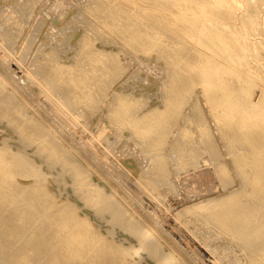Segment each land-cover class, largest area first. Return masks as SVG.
Here are the masks:
<instances>
[{
  "label": "bare ground",
  "instance_id": "bare-ground-1",
  "mask_svg": "<svg viewBox=\"0 0 264 264\" xmlns=\"http://www.w3.org/2000/svg\"><path fill=\"white\" fill-rule=\"evenodd\" d=\"M78 1L71 20V23L74 21L73 26H75L72 33L68 34L69 31H65L66 34L63 33L64 30H68L67 24L64 25L65 29L61 27L56 30L55 26L54 31H57L55 33L61 35V38L54 39V36L51 37L54 32L53 29L51 30V25L52 32L48 34L49 29L48 33L46 32V39L49 38V40H44L46 42L40 44V49L37 50L38 56H35L36 58L33 56L36 61L34 58L30 59L34 64L29 65L32 66L30 69L32 73L28 71L34 76L28 78L34 77V83L38 81L42 85L44 89L42 93L46 92L44 93L47 96L43 95L51 102V105L59 102L57 106L60 113H63L62 117L64 115L67 117V111L69 114L71 112L73 115L71 119L76 118L81 122L78 121L84 128V131H81L89 134L90 140L93 135L92 140L96 137L98 144L102 143L109 151L117 150L116 152L121 153L127 149V156L137 155L139 170L136 175L141 181L142 188L145 191L149 190L162 203L165 202L162 191L164 189L171 191L167 184L171 175L196 167L202 162L212 163L218 173L222 195L215 201L213 199L200 201L192 208L177 211V217L185 228L187 227L205 242L206 245L203 246L207 247L205 250L211 253L210 256L214 257L216 264H264V91L260 98L253 96V92L261 91V86L264 87V76L258 73L256 62L246 59V56H242V52L239 53L240 50L238 51L237 48L238 53L229 48L233 49L236 43L245 47L247 45L245 41H249L253 46L248 37L251 38L254 33L249 35L251 33L249 32L248 40L244 41H242L243 32L239 39L235 34L238 42L235 40L236 42L231 46L229 40L224 39L223 29L229 15L228 9L231 8H224L225 12L223 11L222 16L216 12L230 0H201L198 3L199 10L192 11L191 6L190 13L184 8V13L180 10V14L173 7L177 0H88L87 4L81 3V0ZM251 1L248 0V6L242 10L244 13L242 16L244 23L249 22L248 31L253 32L256 29L259 30L257 25L263 23L259 20L264 14L262 15L263 12L259 11L261 15H258L259 20L256 21L259 6L256 7ZM262 2L264 3V0ZM262 2L258 4L261 5ZM13 4L18 10L20 9L19 12L22 13L20 16H23L25 22L26 18L31 20L30 23L26 22L32 25L30 37L28 36L27 39L24 35L22 36L25 31L23 29L24 33H22L20 29L22 27L19 28L21 21L18 22L17 28V31H20L19 34H16V31L10 33L9 29H5L11 25L13 27L11 28L15 30V19L9 17L5 18L7 21L4 20L2 1L0 20L2 19V24L5 21L10 25L7 26L4 23L6 27L3 26L4 30L0 31V42L8 50H13L18 60H22L24 56H28V50L38 37L35 32L40 31L43 22L40 19L36 20L39 10L36 7V0H14ZM180 4L176 5L180 6ZM263 5V10L261 8L259 10L264 11ZM232 6L235 7V5ZM237 7L240 8V6ZM41 8L43 7L40 6ZM239 8L238 12H240ZM232 9L234 12V8ZM235 13L238 14L237 11ZM77 20L82 24L78 25ZM233 20L237 21L234 17ZM15 22L16 25L17 21ZM240 22L242 23L239 20L235 22L236 28L241 26L238 24ZM1 23L0 26H2ZM230 23L232 25L233 22ZM220 24L222 27H218ZM233 29L231 30L239 31L240 28ZM75 34L79 35L73 43L75 46L70 45ZM21 36L24 39L19 43ZM58 41L59 44H57ZM250 43L248 47H251ZM258 47L255 50L260 48ZM213 50L218 51L221 61L232 69L235 73L234 78H225L221 69L214 71L215 68L210 59ZM68 52L72 54L69 55ZM246 52L243 55H247ZM250 52L252 51H249V55ZM150 53L155 55L152 57H156L170 69L167 71L165 82L164 80L163 84L160 82L161 95L159 94L158 97L160 103H164L163 111L159 112L158 118V125H160L158 131L163 128V132L156 134L154 140L147 141L145 135L153 131L149 130L146 123L147 114L140 118L135 117V114H140L143 104L140 106L136 99L137 91L134 85H131L133 90L118 85L122 84L119 82L120 77L132 73L134 79L136 78L134 75L139 73L138 69H136L138 72L129 69L131 66L125 68L130 58L134 59L137 55ZM262 54H264V45L257 51V55ZM125 57L127 59L123 60ZM147 57L144 58L147 60ZM243 64L248 65L247 68L243 66L244 69H241ZM26 73H28L27 70ZM216 80L219 82L214 84ZM127 82L129 83V80ZM3 83L0 80V100L8 107V112H4V116L10 117L14 113L17 118L13 119L14 114L6 122L1 121L3 119L1 118L0 133L23 138L30 152L36 155L48 152L50 160L59 164V167L53 168V171L58 169L66 171L64 177L53 176L49 186L44 173L41 172L39 175L41 179L37 192L40 198H43L47 190L45 185L47 188L52 185L56 191V198L60 202L54 205V198L50 193L48 199L45 198L47 203L50 201L47 207L40 202L39 210H37L40 221L36 233L30 236L28 244V251L33 255V258L29 260L35 264H76L80 261H82L81 264H188L186 259L182 258L183 255L179 258L173 249L171 251L166 247L168 244L166 245L163 242L164 239L155 231L153 223L141 220L142 218L139 217L141 214L139 215L137 209L133 208L134 203H130L117 191V188L122 185L119 176L107 170L109 172L105 177L86 160L83 161L84 166L82 164L83 170H77L72 163L69 164L68 158L72 156L68 150L74 154L75 152L69 149L70 146L65 141H62L56 130H51L50 126H46V123L38 116L41 126L47 131L46 136L39 131V127L33 126L32 122H25V115H20L18 111H11L14 109L11 96L16 97L15 92L9 90L10 86L8 89L4 87L5 83ZM37 84L35 83L33 88ZM204 85L213 86H208V89L206 86L204 90L201 88ZM40 87H36L38 93H41ZM158 92L157 89V94ZM192 92H195L193 96L197 94L194 98L196 97L198 101L203 98L207 101L203 99L200 105L193 103L190 105L191 110L188 113L191 116L186 114L189 118L183 117L189 119V122L182 118L186 125L184 122L183 126L180 124V130L175 131L177 135L172 134L176 137L175 142L172 141L171 143H174L168 146V140L163 136L167 130L166 124L170 125L178 120L175 116L181 111H179L180 106H186L187 100L190 101L189 98L192 96L190 95L189 98L187 96ZM154 93H149L151 97L148 99L153 98ZM9 98L11 100H8ZM56 101L58 102L55 103ZM25 103L28 104V102ZM96 116L98 120L94 121ZM173 119L175 120L170 123ZM178 122L174 124L179 125ZM201 130L206 131L208 135ZM126 138H129V141L126 142L125 147L122 140ZM19 150L26 149L19 146ZM159 150L163 152L152 154ZM124 152L121 155H124ZM116 155L118 156L117 153ZM11 160L5 157L4 145L0 144V170H3V177L0 176L2 178H0V204L3 202L4 207L13 205L12 197L16 195L17 179L21 172L31 170L28 161L22 158L14 162ZM82 173L85 174L83 178ZM73 174H79V176ZM75 186H80V190L75 189ZM162 187H164L163 190ZM141 204L140 198L139 202L135 199L136 206ZM53 206L54 208L49 210ZM14 218L7 224L22 225L25 222L24 214L21 212H17ZM19 229L23 230V228H16L17 234H20Z\"/></svg>",
  "mask_w": 264,
  "mask_h": 264
},
{
  "label": "rangeland",
  "instance_id": "rangeland-1",
  "mask_svg": "<svg viewBox=\"0 0 264 264\" xmlns=\"http://www.w3.org/2000/svg\"><path fill=\"white\" fill-rule=\"evenodd\" d=\"M2 1L4 4L3 5L4 6L3 12L5 15L4 20L7 21L5 18H9V17L15 19L14 20L15 30L12 29L13 27L8 22L4 21L2 24L1 23L2 19H1L0 23L2 24V26H0V31L3 29V26L5 28L6 27L5 25L8 26V24H9L10 27L8 26L9 28L7 27L5 29H7V30L9 29L10 33L11 32L15 33V31H16V34L17 33L19 34L20 31H17V28H18V25L20 24L19 28L22 27V28H20V29H22L21 30L22 33H24V31H25V34H22V36L24 35L25 37L24 36L23 37L28 39L30 37L29 33L32 29V25L30 26L27 23H30L31 20H29V19L27 20V18H26L27 23L25 22V20H23V18H22L23 16H20L22 14L21 12H19L20 9L18 10V8H16V5L13 4L14 0L13 1L12 0H0V7H3ZM77 1L78 0H76V1L75 0H36V3H37L36 7L39 9L36 20L40 19L43 23L41 24V27L39 29L40 31L38 30L39 32H37V33L35 32V34L38 35L36 40H34L36 43L33 42L34 44L31 46L32 48L30 47V49L28 50V52H29V54H27L28 56H26V57L24 56V58L22 60L21 59L18 60V57L15 56L16 55L15 52L13 50H10V49L8 50V48L5 45H3V43L0 42V80L2 83L3 82L5 83V84L4 83L3 84H4V87L6 86L7 89L10 86L11 88H9V90L10 91L13 90V93L15 92V96H16V97L11 96L12 100L10 98L8 99V100H11L13 102V105H14V109H11V111H18V112H20V115H25L26 118L24 119V121L25 122H32L33 126L39 127V129H40L39 131H42V134L44 136L47 135V131H46V129H44L41 126L37 116L43 122L46 123V126L47 125H48V127L50 126L49 128L51 130H53V131L56 130L57 133L61 136L62 141H65L70 146V148L69 147L68 148L75 152L76 155L67 149L68 153L72 156V157L68 158L69 164L72 163L73 166H75L77 170H80V169L83 170V166H84L83 161L86 160L87 162L92 164V166L95 167L96 170L97 169L99 170V172L97 170L98 173H103L105 175V177L110 170H111L110 172H112L115 176H117V177L119 176L118 178H120L122 180V185L117 188V191L119 193L123 194L124 197L130 203H132V204L134 203L133 208H134V210L137 209L136 211L138 212L139 215L141 214L139 216L142 218V219L140 218L141 220H143V221L147 220V221H149V223H151V224L153 223L152 225H154L155 231L158 232L160 234L161 238L164 239L163 242L166 245L168 244L166 247L171 251L173 249L179 258H181V256L183 255L182 258L186 259L188 264H198L201 262L203 264H213V263L216 264L214 262V257L210 256L211 253L208 252L207 250H205V249H207L206 246H203V245H206L205 242L202 241V239H200V237H198L195 233L189 231V229L187 227L185 228L184 224H182L180 222V219L176 215L177 211H180L182 209L192 208L194 206V204L197 205L200 201H208V200H212V199L215 201L222 195V189L220 186L221 184H220V181L218 180V173L214 169V165L212 163L202 162L200 165H198L196 167L188 168L186 170H182L180 172H177V173L171 175L169 177L168 183H167L168 186H170L168 188H170L171 191L164 189V187H162V190L164 189L165 192H164V190L163 191L161 190L163 193L164 201H165L164 203H162L149 190L145 191L142 188L141 181L138 179V177L136 175V172L139 170L138 169L139 165H138V161L136 158L137 155L132 154V155L127 156V153H126L127 149H126V150H124L125 152L123 151L124 155H121V153L123 154V152L120 153V152H116L117 150H115L114 152H116L118 154V156H117L116 153H114L113 151H109L107 149V147H105L102 143L98 144V142H97L98 140L96 137L94 138L95 140H92L93 135H91L92 139L90 140L89 134L81 131L84 128L82 125L79 124V123H81L79 120H77L74 117L76 120L72 118L73 121L71 122V120H72L71 116L73 117L71 112L69 114V111L66 112V110L64 108L63 110H65V112L68 115H67V117L65 115H64V117H62L63 113L62 114L60 113L61 111H59L60 109H58V106H57L59 104V102L56 101L55 103L58 102L57 104L53 103L51 105V102H49L48 99H46V97H45V96H47L45 94L46 92L44 91L45 93L44 92L42 93V91L44 89L38 81L37 82L35 81L36 84L38 83L37 84L38 86L36 85L33 88V86L35 84L33 79H35V78L32 77V79L30 78L31 80L28 78V77L34 76V75L30 74V73H32L30 71L32 66H29V65L34 64V63H31V60L35 56L36 57L38 56L37 50L40 49V44L49 40V38L46 39V37H47L46 32L48 33V31L51 28V25H52L51 30L53 29L52 31H54L55 26L57 27V28L55 27L56 30H58V28H61V27L64 28V25L66 26V24H67L66 29H68V30H64L63 33L66 34V32H68V31H69L68 34L72 33V30L74 29L73 27H75V26H73L74 21L71 23V20H72V15L75 12V6H77L76 5ZM87 1L88 0H86V1L81 0L80 2L81 3L83 2V4H87L88 3ZM177 1L175 2V4H173L174 5L173 7H174L175 11H177V13L179 11V14H180V10L182 12V10L184 8L186 11L188 10L189 13L191 12V10L192 11L199 10L200 5L198 3L201 0H192V1H188V2H186L184 0H179L181 2H179V1L177 2ZM233 1L234 0H232V1L230 0L229 3L226 2L225 5L222 6L221 9H219V11L217 10V12H216L219 14V16H222L224 8L225 9H227L229 7L231 8L230 10L228 9V11H229L228 13L226 12L227 14H229L227 17L228 18L227 23L229 20H231V18H232L231 21L233 23H232V25L230 23L231 21L228 23L229 25L226 23V26L228 25L227 28L224 25L225 29H223V31H224L223 35L224 34L225 35L223 37L227 41L229 40V45L231 46L233 43H235L237 41V38H235L236 35L239 39V38H241V35L243 34L242 41H244L245 39L248 40L247 37L249 35H251L252 33H254L255 35L252 34L251 38H250V36L248 37L249 40L252 41L253 46L248 41L251 45V47H248L249 43L247 41H245V43H247V45L245 47L240 45V43H236L238 45L237 46H236V44L233 45V47H234V48L232 47L233 49H231V47H229V48H230V50L234 51L235 53H238V51L240 50L239 53L242 52L241 53L242 56H244V57L246 56L245 58L248 59L249 61L253 60L252 62H254V63L256 62L258 64V69H257L258 73H260L261 75L264 76V56H263L264 54H262L260 56L257 55V51L262 47V45H264V16H261L263 18V21H262L261 17H260L261 20H259V18H258V15L264 14V11L259 10V8H261L263 10L262 5L264 3L262 2V0H257V1H261L263 3L260 5L258 3H261V2H257V1L255 2V1L250 0L252 3H254V5L256 7L259 6V8H257V10H258L257 12H259V11L263 12L261 14H260V12L258 14H256L257 15L256 21L259 20L260 22H263V23H259L261 25L258 26L257 25L258 22H257L256 25H257V27H259V30L256 29L252 32L250 30L248 31L247 25L249 24V22L247 24L244 23V19L242 16L244 14L242 10H244L248 6V0H235V2H233ZM236 2H237V4H236ZM140 3H142V2H140ZM177 3L178 4L181 3L180 6L176 5ZM255 3H257V5ZM187 5H190V6H187ZM232 5H235L236 8ZM236 5L240 6V8L237 7ZM40 6L43 8L40 9ZM177 6H178V9H177ZM36 7H35V9H36ZM189 7H191L190 8L191 10L189 9ZM241 7H242V9H241ZM263 7H264V5H263ZM171 8H172V4H171ZM222 8H223V10H222ZM232 8H234V10H235L234 12H233ZM238 8L240 9L239 11L241 12V14H240V12H238ZM220 10H222V11L220 12ZM186 11H185V13H188ZM236 11L238 14L235 13ZM161 12H163V9H161ZM183 13H184V10H183ZM230 13H232V14L234 13V15H232ZM237 16H238V19H237ZM233 17L237 21L233 20ZM16 18H18V20ZM13 19H12V21H13ZM238 20L242 21V23H243L242 24L240 22L238 24H241V26L243 25L247 28H245V27L242 28L240 25H239L240 29L238 27L236 28L235 22H238ZM15 21H17L16 25H15V23H16ZM22 21L25 24V26L22 23ZM18 22H20V23L18 24ZM78 22H79V23H77L78 25L82 24L80 21H78ZM4 23H5V25H4ZM215 23H216V21H215ZM26 24L29 26H27ZM68 24H70V25L68 26ZM238 24H237V26H238ZM22 25L26 28H24ZM230 25L232 27H230ZM220 26H221V24L218 25V27H220ZM260 26L262 28H260ZM28 27H30V28L28 29ZM10 28H11V30H10ZM233 28L239 29V31H237V30L232 31V30H234ZM241 28H242V30H241ZM23 29H24V31H23ZM27 29H28V31H27ZM228 29H230V31L233 33H231ZM51 30L48 34H50L52 32ZM244 30H245V32H244ZM26 31H27V33H26ZM255 31L256 32L258 31V32L255 33ZM55 32H57V31L52 32V34ZM249 32H251V33H249ZM248 33H249V35H248ZM52 34H51V37L54 36L53 37L54 39L57 37H58V39L61 38L60 37L61 35L59 36L57 33H55L54 35H52ZM238 35H240V36H238ZM22 36L18 40L19 43H21L22 39H24ZM66 36H68V35H66ZM77 36H79V35L77 34ZM77 36L75 34L74 39H72L73 42L71 41V43L70 42H68V43H70V45L75 43L74 41L77 40V38H78ZM228 36L230 39L227 38ZM232 36H234V39H232L233 38ZM244 37H246V38H244ZM253 37L254 38L257 37V38H255V42H254ZM58 39H56V41ZM14 40H16V39L14 38ZM40 40H41V42H40ZM44 40H46V41H44ZM59 43L60 42L58 41L57 44H59ZM245 43H244V45H245ZM256 43L258 45L260 44L259 45L260 48L258 47V45ZM73 45L75 46V44H73ZM255 45L259 48L258 50H255V49H257V47ZM67 46H65V47H67ZM16 47H18V45ZM242 47L244 49H247V48H252V49L245 50V52L247 51L246 52L247 55L246 54L243 55V53H245V52L243 51L244 49H242ZM236 48L238 49V51ZM248 50L252 51V52H250L251 56L249 55ZM65 52H67V50ZM70 53H69V55L72 54V53L71 54ZM143 55H137L134 59L130 58V60L127 62L128 64L127 63L125 64V65H127V66H125V68H127V67L129 68L131 66V68H129V69L136 71V72L139 71L138 74L134 75V77H136V78H134L135 80L133 79L132 73L128 74V72H127L128 76L131 79H129V77L126 75L120 77L119 82L122 84H119L118 86L119 87L122 86L123 88L129 87L128 90H131V89L133 90L134 88L136 89V91H137V98L136 99L139 101L140 106L142 104H143V106L141 108L140 114H135V117L140 118V117L146 116V114L148 115V118H147L148 121L146 123L149 126V130H151L153 132L147 133L145 136L148 139L147 141H150V140L155 139V137L157 136L156 134H161L163 132V128L158 131V129L160 128V125H158L159 124L158 118L160 116L159 112L163 111L164 103H160V99H158V97L161 95L160 89H161L162 84L165 82V79L167 78L166 77L167 71L170 69V67H168V66L166 67L161 61L157 60L156 57H152L154 54H151V53L147 54L149 58L147 57V55H145V54H143ZM144 57H147V60ZM249 57L251 59H249ZM26 58H27V60H26ZM35 58H34V60H35ZM140 58L142 60H139ZM126 59H127V57H125V59H123V60H126ZM210 59H211V64L215 68L214 71L221 69L223 75L226 76L225 78H227V79H232L235 77V73L232 72V69H230L228 66H225L226 63L221 61V58L219 56L218 51L213 50L211 52ZM246 59H244L245 60L244 62H246ZM123 60H122V62H125ZM133 60H135V61H133ZM25 61H27V62H25ZM23 62H25V64H23ZM243 66H245L244 68H247L248 65L246 66L243 64L241 66L242 67L241 69H244ZM26 67H28V68H26ZM165 67H166V69H165ZM136 69H138V71ZM26 70L28 73H26ZM28 70L30 71V73ZM142 79H144V80H142ZM126 80L127 81L129 80L130 84ZM131 80H132V82L133 81H135V82L132 84ZM163 80H164V82H162ZM30 82L33 84H31ZM218 82L219 81L216 80L214 84H217ZM126 83H127V85H126ZM128 84L130 86H128ZM149 84H150V90H149ZM159 84H160V86H159ZM131 85H134V88ZM155 85H156V87H154ZM206 86L207 85H204L201 88L202 89L204 88V90H205ZM208 86H207V89H208ZM210 86H213V85H210ZM36 87H38V88L40 87L39 91H41V93L40 92L38 93V88H36ZM151 88H152V91H151ZM157 89L159 91L158 94H157ZM260 89H261V91L253 92L254 97L260 98L261 93L264 91V87L261 86ZM152 92L156 93V95L154 93L153 95H155V96L152 95V97L153 98L156 97L157 101H156V98L148 99L151 97L149 95L152 94ZM193 93H195V92H192L187 96L188 98L192 96L191 98H193V99L189 98L190 101L187 100L186 106L181 105L179 108V111L181 110L183 112L185 110L184 113H182V114L180 113L181 111L179 112L182 115V117L179 113H177V116H175V117H177L178 120H175L176 119L175 118V119L170 121V123L174 120H175L174 121L175 123H176V121H179L178 122L179 125L174 124V122H172L170 125L166 124L167 130L163 136L165 138H167L168 146H170L169 144L172 141L175 142L176 137L172 134H174L175 131L178 132L180 130V128H181L180 124H182V126H183V124L185 123V125H186V122L183 121V119H184L183 117H187V115L191 116L188 113L191 110L190 105L192 103L200 105L202 103V101H204L203 99H205V98H203L202 100L200 99L198 101L196 99V97L194 98V96H196L197 94H195L193 96ZM43 94H45V96ZM17 95L19 97H17ZM20 100H22V101H20ZM200 101H201V103H200ZM25 102H28V104ZM183 103L185 104V102H183ZM27 106H30V107H27ZM60 106H62V105L60 104ZM145 106H147V107H145ZM182 106H183L184 110H182L183 108L181 109ZM185 107H187V109ZM24 108L25 109L27 108V110L25 111ZM28 108H32V109H28ZM7 109H8V107H6L4 105V102H1V100H0V120H1V118H3L1 121L6 122L10 118H12L11 115H13L14 113H12L10 115V117L4 116V112H8ZM32 110H34V111H32ZM186 110H188V111H186ZM29 111H31L32 113ZM185 112H187V113H185ZM183 114L184 115L187 114V115L184 116ZM15 115L16 114H14V116ZM65 117H66V119H65ZM68 117L70 118V121H69ZM16 118H17V116H15L13 119L15 120ZM187 118H189V117H187ZM94 119H95L94 121H96V120H98V117L96 116V118L94 117ZM211 119L213 120V118H211ZM184 120L188 121L189 119L188 120L184 119ZM21 121H23V120H21ZM78 121H79V123H78ZM4 122H2V123H4ZM76 122L79 125H77ZM177 126H178V128H177ZM163 127H164V125H163ZM218 127H219V125H218ZM175 129H177V130H175ZM191 131H193V129ZM202 132L205 135H208L206 133V131L204 132V130H203ZM175 134L177 135V133H175ZM1 135H3V137H1ZM170 136H172V137L170 138ZM128 139L129 138L122 140V142L125 143V145L123 143L122 146L124 145L126 147V145H127L126 142L129 141ZM167 140H166V142H167ZM94 142H97V143H94ZM173 143H171V144H173ZM0 144L4 145L5 157L11 158L12 159L11 162H14L18 158H22L25 161L29 162V165L31 168V170H23L21 172L19 178L17 179L18 186L16 189V195L12 197L13 205L12 206L8 205V206L4 207L3 202H1V204H0V264H35L33 261L29 260L30 258H33V255L31 254V252L28 251V244L30 243V236H32L33 233H36V229L38 227L37 225L39 224V221H40V217L38 216V211H37V210H39L38 209L39 204L41 202L44 204L45 207L48 206V203H50V201H48V203H47L46 199H48L49 193L54 198V202H53L54 205H57L60 202L56 198V191H55V189H53L52 185H51V187H49L50 188L49 189L44 184L47 190L45 191L43 198H40L39 193L37 192L38 184L40 183L39 180L41 179L39 175L41 174V172L44 173V178L47 179L48 186H49L50 181H51L53 176H56L58 178L59 176L62 175L64 177L66 174V171L63 169H61V170L58 169V170L53 171V168L59 167V164H57L56 161H53L52 159L50 160L48 152L41 153V155H36L34 153H31L30 148L28 147L26 142L23 141V138L21 139V138L16 137V136H8V135H5L4 133H0ZM164 145H166V144H164ZM19 146L25 147L26 150H19ZM99 147H100V149H99ZM166 147H167V145H166ZM157 152H163V150L154 151V152H152V154H157ZM108 153H109V155H108ZM125 155H126V157H125ZM119 156L121 159L118 158ZM121 156L123 157V159ZM117 161H118V163H117ZM60 164H62V163H60ZM82 164H83V166H82ZM107 170H109V171H107ZM2 171L3 170H0V172H1L0 176L2 175V177H3ZM18 173H19V171H18ZM117 173L118 174L121 173V175H117ZM73 175L79 176V174H73ZM84 175L82 173V178ZM75 181H77V180H75ZM165 188H167V187L165 186ZM75 189L80 190V186H77V187L75 186ZM82 189H83V187H82ZM139 198L142 201V204L139 206H136L135 205V199L139 202ZM64 201H67V200H64ZM64 201H61V202H64ZM53 208H54V206L52 208H50L49 210H51ZM145 209H147V211H149V210L150 211L147 212ZM142 210H143V212H142ZM17 212H21L22 214H24V217H25L24 221L25 222L22 225H18V224L12 225V226L8 225L7 223H9L11 221V219H13L16 216ZM152 215L155 217L152 218L153 217ZM150 220H152V222ZM138 221H139V219H138ZM154 222H157V223H154ZM20 226H22V227H20ZM18 227L23 228L22 231L25 232L26 234L24 235V233L21 231V229H19L20 234H17L16 228H18ZM157 228H159V229H157ZM168 241H169V243H168ZM169 246H170V248H169ZM79 263L81 264L82 261H80ZM79 263H76V264H79Z\"/></svg>",
  "mask_w": 264,
  "mask_h": 264
}]
</instances>
